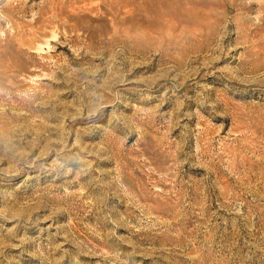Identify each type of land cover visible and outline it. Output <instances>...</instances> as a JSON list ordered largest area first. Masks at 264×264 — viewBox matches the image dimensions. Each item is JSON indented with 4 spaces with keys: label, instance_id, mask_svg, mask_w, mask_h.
I'll return each mask as SVG.
<instances>
[{
    "label": "rangeland",
    "instance_id": "rangeland-1",
    "mask_svg": "<svg viewBox=\"0 0 264 264\" xmlns=\"http://www.w3.org/2000/svg\"><path fill=\"white\" fill-rule=\"evenodd\" d=\"M0 264H264V0H0Z\"/></svg>",
    "mask_w": 264,
    "mask_h": 264
}]
</instances>
